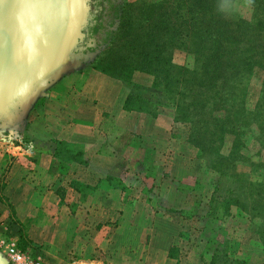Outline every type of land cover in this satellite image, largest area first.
Wrapping results in <instances>:
<instances>
[{
  "label": "rangeland",
  "instance_id": "obj_1",
  "mask_svg": "<svg viewBox=\"0 0 264 264\" xmlns=\"http://www.w3.org/2000/svg\"><path fill=\"white\" fill-rule=\"evenodd\" d=\"M112 3L109 20H105L106 35L81 54L73 71L56 81L50 90L52 98L35 102L38 119L48 118L42 113L48 103L52 105L49 117L53 114L56 120L61 118L56 106L68 104V109L79 112L76 118L95 125L88 132L84 128L86 134L82 135L96 146L53 141L42 145L48 153L53 148V154H59L53 169L65 177H57L53 184L74 191L53 192L50 209L63 212L69 227L71 216L80 210L76 205L95 199L97 185L66 177L71 172L64 164L87 166L93 148L98 149L108 156L100 160L106 172L114 170L119 175L101 178L107 189L115 190L116 199L101 214V221L104 226L121 225L113 248L117 253L114 264H158L160 256L148 253L146 257L144 252L150 248L158 253L168 247L165 264H264V0L223 2L230 25L227 60L220 75V80L226 76V83H217L224 102L219 111L212 112L221 118L214 124L222 142L207 135L201 141L202 150L191 142L188 124L175 114L186 87L182 78L176 80L184 69L196 67L195 56L178 47L184 33L185 6H193L194 0ZM152 31V49L163 44L161 58L171 55L176 66L170 91L163 73H148L137 66L141 47L149 43ZM173 31L180 32L177 42L168 48L164 42ZM127 96L131 99L124 106ZM102 120L106 122L99 125ZM2 133L6 138L0 140V152L4 150L6 156L0 159V169L8 173L11 167L20 169L17 149L22 145L18 137ZM65 151L78 162L63 161ZM93 164L98 166V161ZM19 178L18 173L11 174L9 187L17 186ZM8 199L6 194L0 197L13 214ZM74 199L78 203L72 204ZM21 236L16 235L28 254ZM56 249L66 248L57 245ZM97 251L103 253L90 249L95 262L77 264H111Z\"/></svg>",
  "mask_w": 264,
  "mask_h": 264
},
{
  "label": "crops",
  "instance_id": "obj_2",
  "mask_svg": "<svg viewBox=\"0 0 264 264\" xmlns=\"http://www.w3.org/2000/svg\"><path fill=\"white\" fill-rule=\"evenodd\" d=\"M48 98H52L50 91L45 99ZM66 105L56 106L57 113L61 115V118L57 120L53 114L49 117L51 114L48 113H51L52 108L49 103L42 112L46 113L47 119H38L36 116L37 106L29 115L22 135H19L17 139L18 143L22 145V148L18 147L17 149L19 162L22 164L20 169L11 167L8 173H3V170L0 169L1 187L7 182L6 186H3V190L0 188V197H2V194H6L9 198L8 202L14 210L13 214L10 213L3 205L4 200H1L0 219L3 224L8 226V233L15 236L22 235L21 237L27 242L26 250L30 258L40 259L47 264H56V262L60 264L64 261L66 264L93 263L95 260L92 259L95 256L90 253V249L97 248L103 252L100 254L97 251L98 256L105 257L111 261V264H114L117 253L113 248H115V237L118 235L121 225L104 226L105 224L101 221L103 216L101 214L105 212V209H111L109 207L110 203L116 201L115 190L107 189L109 188L108 186L106 188L107 182H103L101 178L106 174L114 177L119 175L114 170L106 172L105 167L101 165L104 163H101L100 160L107 159V155L101 154L98 149L93 148V158L90 155L92 161L88 162L87 166L73 167L68 162L64 164V167L68 166L71 172L66 177L71 176V179L86 185H97L95 189L96 196H93L94 200L91 199L87 201L88 203L76 205L80 210L76 211L77 216H71L74 224L71 223L68 227L63 212L50 209L53 206L52 201L55 200V196H52L53 192L55 193L57 190L74 191L66 185H64L65 187H57L58 185L53 184L57 177L65 176H59L55 173L53 163L55 159H58V155L53 154V148H49L50 152L48 153L46 148L42 146H48L44 142L52 143L51 141H53L68 146L84 145L85 147H91L94 145H91L89 138L86 135L83 137L82 133L86 134L84 128L88 132V129L95 125L81 118H76L79 112L75 114L73 110L67 108L68 104ZM105 122L106 120H102L98 124L104 125ZM5 138V135H0V140L4 141ZM10 151L8 150V153ZM4 152V150L3 153L0 152V159L5 158ZM62 159L67 160L68 157L65 156ZM94 161H98V166L93 164ZM13 163L17 164V161ZM17 173L20 177L17 186L14 188L9 187L11 174ZM80 175L84 178H81ZM72 194V198L76 196L78 198V194ZM106 197L109 201L105 199ZM111 198L113 199L110 200ZM72 201V204L78 203L77 199ZM84 207L86 208L83 209ZM57 245H61L67 250L59 252L56 249ZM79 249H82V251ZM168 250L169 247L161 249L157 253V251L153 252V249L149 248L144 253L146 257L150 256L148 253H152V256H160L157 263L165 264L168 260Z\"/></svg>",
  "mask_w": 264,
  "mask_h": 264
},
{
  "label": "water",
  "instance_id": "obj_3",
  "mask_svg": "<svg viewBox=\"0 0 264 264\" xmlns=\"http://www.w3.org/2000/svg\"><path fill=\"white\" fill-rule=\"evenodd\" d=\"M91 0H0V135L19 137L38 98L79 65ZM0 264H13L0 250Z\"/></svg>",
  "mask_w": 264,
  "mask_h": 264
},
{
  "label": "trees",
  "instance_id": "obj_4",
  "mask_svg": "<svg viewBox=\"0 0 264 264\" xmlns=\"http://www.w3.org/2000/svg\"><path fill=\"white\" fill-rule=\"evenodd\" d=\"M95 1L94 8H101V4L104 1L106 5L104 6L106 7L105 9L110 12L113 10L112 0ZM223 2L224 0H194L193 6L187 4L184 9V33L178 43V47L180 46L181 49L195 56L196 67L192 71L184 69V74L178 73L179 76L176 82H180L181 79L179 78H182L183 85L187 87V90L185 87L186 92H183L181 101L177 103L175 114L177 120L188 124L190 140L200 150L203 148L201 141L207 135V138L214 135L216 140L222 142V138L220 137L221 132L217 125L214 124L215 121L218 122L221 118L212 116V112L219 111L220 104L224 102L218 92L217 83L220 81L222 84L226 83V76L223 77V80H220V75L224 72L222 71L223 65L227 60L230 25L222 9ZM97 18L96 16L91 19L92 21L88 20V25H86L87 30L88 28L91 29L90 24ZM102 21L97 22V27H93L94 33L98 31L99 27L102 28ZM165 27L166 31L170 30L168 24ZM84 31L85 29H83ZM179 32L173 31L168 33L164 46L172 48L177 42V34ZM150 37L149 43L141 47L139 53L140 60L137 66L148 73H163L164 79L167 78L169 80L166 88L170 91L172 71L176 70V66L172 64L171 55H166L167 57H164V59L161 58L163 44L157 45L152 49L153 46L150 45V42L154 38L153 31L150 33ZM130 99V96L125 98L124 106L130 102ZM65 152L64 154L68 159H62L63 161L78 162L73 157L69 158V155L72 154L71 152Z\"/></svg>",
  "mask_w": 264,
  "mask_h": 264
},
{
  "label": "built area",
  "instance_id": "obj_5",
  "mask_svg": "<svg viewBox=\"0 0 264 264\" xmlns=\"http://www.w3.org/2000/svg\"><path fill=\"white\" fill-rule=\"evenodd\" d=\"M0 250H2L13 264H43L40 259L28 257L22 250L19 239L8 233V226L0 219Z\"/></svg>",
  "mask_w": 264,
  "mask_h": 264
},
{
  "label": "flooded vegetation",
  "instance_id": "obj_6",
  "mask_svg": "<svg viewBox=\"0 0 264 264\" xmlns=\"http://www.w3.org/2000/svg\"><path fill=\"white\" fill-rule=\"evenodd\" d=\"M95 0H91V11L89 13V17L88 20L92 21L91 19H93L94 17H98L97 19H94L93 22L90 24L91 29L88 28L87 30V26L84 28L85 31L84 33V37L82 40V43L80 45V51H78L77 53L80 54H86L90 49V45H94L96 43V41H100L102 37H104L106 35V33H104V27H105V20H109L110 14L111 12L107 9H105L106 6L105 2L103 1L101 4V8H94L95 6ZM103 19V21H102ZM102 21V28L99 27L98 31L96 33L93 32V27H97V22ZM90 23V22H89ZM88 25V24H87ZM105 34V35H104Z\"/></svg>",
  "mask_w": 264,
  "mask_h": 264
},
{
  "label": "clouds",
  "instance_id": "obj_7",
  "mask_svg": "<svg viewBox=\"0 0 264 264\" xmlns=\"http://www.w3.org/2000/svg\"><path fill=\"white\" fill-rule=\"evenodd\" d=\"M249 2L251 3V2H252V0H249Z\"/></svg>",
  "mask_w": 264,
  "mask_h": 264
}]
</instances>
